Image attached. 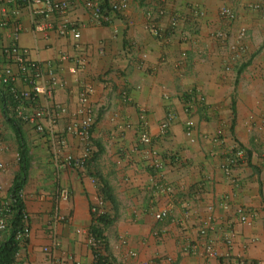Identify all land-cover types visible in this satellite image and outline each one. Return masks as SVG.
<instances>
[{"label":"crops","instance_id":"crops-1","mask_svg":"<svg viewBox=\"0 0 264 264\" xmlns=\"http://www.w3.org/2000/svg\"><path fill=\"white\" fill-rule=\"evenodd\" d=\"M69 1L65 15L33 17L20 0H0V53L17 32L28 61L53 67L52 97L34 105L61 114L52 133L66 140L52 147L50 132L20 125L28 165L20 196L30 235L12 264H96L98 252L100 264L264 262V0H126L117 12L104 7L117 0H95L109 19L100 25L82 0ZM222 8L234 18H222ZM64 22L78 38L60 34ZM82 85L92 89L88 145L65 130ZM14 86L26 88L21 80ZM142 130L148 144L139 141ZM231 145L245 153L235 166L227 164ZM17 149L0 98L6 207L20 173ZM85 152L77 170L64 162ZM59 191L67 200L55 204ZM56 214L64 219L55 221ZM207 244L216 257L206 256Z\"/></svg>","mask_w":264,"mask_h":264},{"label":"built area","instance_id":"built-area-1","mask_svg":"<svg viewBox=\"0 0 264 264\" xmlns=\"http://www.w3.org/2000/svg\"><path fill=\"white\" fill-rule=\"evenodd\" d=\"M21 3L25 4L26 7L29 8V12L33 17H40L45 15H65L71 8V3L69 0H20ZM84 8L89 12L91 20L96 24L100 25L103 23H107L109 21L108 16L104 8H102L101 3L95 0H82ZM109 8L112 12L123 11L127 9L126 0H117L115 2H111ZM254 8H258L257 6ZM163 12L160 11V14ZM150 17V13L147 14ZM220 15L222 18L227 20H232L234 15L229 9L222 8L220 10ZM177 24V18L172 17L170 20V26L175 27ZM42 24L35 25V31H42ZM61 35H72L74 38L79 37V33L75 28V25L72 23L64 22V25L60 29ZM216 38L224 42L227 40V35L223 32H219L216 34ZM11 43L4 47L0 53V88L4 90L9 97L12 98V104L7 106V110L9 113V117L16 120L20 125L22 124H30L33 126L34 130L41 134H48L50 132V143L52 147H63L66 145V140L63 136L55 135L52 133V129L57 125L58 120L60 119L59 113L56 112V109L48 115V113L43 109L34 105L37 101V97H44L45 99H51L52 90L57 85V81L54 77L53 67L50 64H41L30 62L27 59L26 51L22 50L18 45V33L14 32L11 36ZM66 60V56L62 57ZM226 70L229 67L225 68ZM43 76H46L45 82L39 84L37 81L41 79ZM44 78V77H43ZM16 80H21L26 84V88L23 90H17L14 86V82ZM92 89L89 85H82L79 91L78 102H77V110L74 114V119L71 123L67 124L66 132L71 134L73 137L78 138V140L82 143H88L89 141V132L94 124V114L92 106L90 105L89 96ZM48 102V101H47ZM61 111V110H58ZM45 118L46 124L42 122ZM166 125H162V129H164ZM192 124L190 122L186 123V137L192 140V132H191ZM47 129H49L47 131ZM47 131V132H46ZM56 132V131H55ZM139 141L142 144H148L150 142V138L147 133L142 130L139 133ZM88 145V144H87ZM53 153H55V149L52 148ZM230 152L232 153V157L227 159V164L235 166L237 162L244 157L243 149L231 145ZM59 152H57L58 154ZM87 157V152L83 153L80 158H73L71 155H67L64 158V162L68 167L73 169L81 168L84 160ZM151 167L158 172L161 169V164L157 161H153ZM226 168V167H224ZM226 172L228 170H225ZM158 177H156L157 179ZM158 180V179H157ZM67 193L65 191H59L56 193L54 197V201H66ZM10 210L8 206L6 207V203H1L0 205V238L7 234V227L10 223L11 215L8 213ZM240 214V220L242 222L246 221V215L243 210H238ZM167 216V211H161L155 215V218L161 220ZM27 216L24 213L23 217V225L22 228L16 234V240L20 244H22L30 235L29 225L26 223ZM55 221H62L64 218L60 215L54 216ZM91 244L94 246L96 250L101 251V241L98 239H92ZM45 253H49V249H44ZM205 254L207 257H216L217 253L214 250L212 244H207L205 246ZM100 252L96 256L95 263L100 264L99 257ZM225 264H264L262 261H246V260H237L234 262H227Z\"/></svg>","mask_w":264,"mask_h":264},{"label":"trees","instance_id":"trees-1","mask_svg":"<svg viewBox=\"0 0 264 264\" xmlns=\"http://www.w3.org/2000/svg\"><path fill=\"white\" fill-rule=\"evenodd\" d=\"M105 9L109 10L107 3H105ZM4 90L0 88V98L2 102V113L5 117L6 122L9 124L16 137L18 149V162L20 167V173L14 178L12 185L9 189V214L11 215L10 223L7 227V234L0 238V264H12L15 255L19 251V242L16 240L17 232L22 228L24 210L21 201L20 192L25 184L27 178V148L23 138L20 124L9 117L7 106L12 104V98L9 97ZM99 221V220H98ZM97 233V232H96ZM100 233L96 234L97 238H100Z\"/></svg>","mask_w":264,"mask_h":264}]
</instances>
